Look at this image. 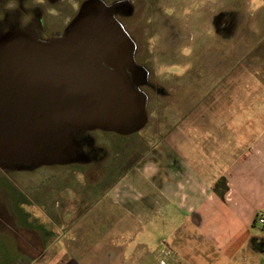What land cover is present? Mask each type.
I'll use <instances>...</instances> for the list:
<instances>
[{
	"label": "rangeland",
	"instance_id": "374dc122",
	"mask_svg": "<svg viewBox=\"0 0 264 264\" xmlns=\"http://www.w3.org/2000/svg\"><path fill=\"white\" fill-rule=\"evenodd\" d=\"M6 6L15 9L6 19L16 22L0 32V44L47 43L71 33L87 40L103 29L125 37L127 72L145 118L129 133L76 130L69 145L45 150L60 156L51 163H4L1 170L14 172L12 181L26 191L52 192L51 203L80 213V264H203L184 250L167 253L168 228L152 225L159 215L149 177L159 162L167 174L171 156H236L238 140L247 142L251 128L263 131L255 116L264 120V0H10ZM239 92L254 95L240 103Z\"/></svg>",
	"mask_w": 264,
	"mask_h": 264
},
{
	"label": "crops",
	"instance_id": "0c3cea01",
	"mask_svg": "<svg viewBox=\"0 0 264 264\" xmlns=\"http://www.w3.org/2000/svg\"><path fill=\"white\" fill-rule=\"evenodd\" d=\"M253 95L239 92V102ZM255 122L264 127L257 116ZM254 129L247 142L238 140L236 156H171L167 174H160V162L152 165L159 215L152 225L168 228V254L184 250L203 264H264V129ZM12 173L0 167V264H80V213L51 203L52 192L26 191Z\"/></svg>",
	"mask_w": 264,
	"mask_h": 264
},
{
	"label": "water",
	"instance_id": "95a60500",
	"mask_svg": "<svg viewBox=\"0 0 264 264\" xmlns=\"http://www.w3.org/2000/svg\"><path fill=\"white\" fill-rule=\"evenodd\" d=\"M108 32L0 44L2 169L51 163L60 156L45 150L69 145L79 129L129 133L143 125V99L127 72L128 41Z\"/></svg>",
	"mask_w": 264,
	"mask_h": 264
},
{
	"label": "flooded vegetation",
	"instance_id": "af4514ba",
	"mask_svg": "<svg viewBox=\"0 0 264 264\" xmlns=\"http://www.w3.org/2000/svg\"><path fill=\"white\" fill-rule=\"evenodd\" d=\"M3 1L0 0V27L3 26V28L0 30V32L1 31L5 32V31L9 30V28H11L13 26L14 22H16L13 20L6 19V17L9 16L10 14H13V13L15 14V12H13V11H15V9L14 8H8L6 6V5L10 4V0H9V3L7 2L8 0L5 2H3ZM53 36H55V35H53Z\"/></svg>",
	"mask_w": 264,
	"mask_h": 264
},
{
	"label": "built area",
	"instance_id": "2783aa9c",
	"mask_svg": "<svg viewBox=\"0 0 264 264\" xmlns=\"http://www.w3.org/2000/svg\"><path fill=\"white\" fill-rule=\"evenodd\" d=\"M260 222H261V223H264V219H260Z\"/></svg>",
	"mask_w": 264,
	"mask_h": 264
}]
</instances>
